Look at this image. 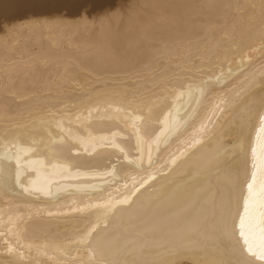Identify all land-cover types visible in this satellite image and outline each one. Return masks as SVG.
<instances>
[{
	"label": "bare ground",
	"instance_id": "bare-ground-1",
	"mask_svg": "<svg viewBox=\"0 0 264 264\" xmlns=\"http://www.w3.org/2000/svg\"><path fill=\"white\" fill-rule=\"evenodd\" d=\"M84 2L0 0V17ZM142 4L0 33V264H264L224 208L264 126V0Z\"/></svg>",
	"mask_w": 264,
	"mask_h": 264
},
{
	"label": "snow or ice",
	"instance_id": "snow-or-ice-1",
	"mask_svg": "<svg viewBox=\"0 0 264 264\" xmlns=\"http://www.w3.org/2000/svg\"><path fill=\"white\" fill-rule=\"evenodd\" d=\"M261 120L264 122V117ZM251 157L250 174H237L230 180L231 188L224 204L225 228L242 257L247 255L264 262V126L251 148ZM90 236L88 233L84 242L90 243ZM241 264L250 262L244 260Z\"/></svg>",
	"mask_w": 264,
	"mask_h": 264
},
{
	"label": "rangeland",
	"instance_id": "rangeland-1",
	"mask_svg": "<svg viewBox=\"0 0 264 264\" xmlns=\"http://www.w3.org/2000/svg\"><path fill=\"white\" fill-rule=\"evenodd\" d=\"M84 1L85 2L79 7V10L77 12H71L70 9L61 7L54 11H49V12H40V13L27 12V13H24L22 17L7 18L5 16H1L0 17L1 38H5L8 35V33L12 29L8 27H10L12 24H15L16 22H20L22 20H27L29 18H39V17L53 18L55 17L57 19L56 22H58V24H61L66 27L74 28V27H79L82 24H86V25L93 24L92 29L95 28L96 30L98 27L97 24L107 20V18L116 17L115 20L117 21L119 19L120 24H122L125 22V20H129V16L133 17L132 11L133 13L137 12V14L139 15L141 14V12L142 13L144 12L140 10L141 6L144 9H146L145 6H143L142 4V0H137V3H135L136 0H112L111 3H107L99 7L94 6L95 5L94 1L96 0H84ZM139 5L140 7L138 8ZM138 10H140L141 12H139ZM122 12H126V15L127 16L129 15V16L126 17L124 13H123L124 15L122 14ZM122 16L124 17L123 18L124 21L123 19H121ZM105 22L107 23L110 22L109 24H113L114 20L112 21L111 19L109 22L108 21H105Z\"/></svg>",
	"mask_w": 264,
	"mask_h": 264
}]
</instances>
